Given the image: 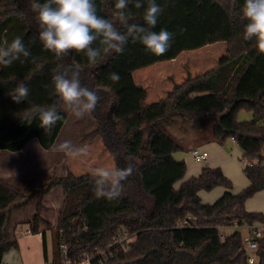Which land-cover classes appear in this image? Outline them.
Returning <instances> with one entry per match:
<instances>
[{"label":"trees","instance_id":"obj_1","mask_svg":"<svg viewBox=\"0 0 264 264\" xmlns=\"http://www.w3.org/2000/svg\"><path fill=\"white\" fill-rule=\"evenodd\" d=\"M43 2V0H36ZM116 0H96L97 12L115 19ZM142 7L129 5L130 23L144 25ZM164 11L153 31L173 33L169 50L162 56L148 53L139 42L131 40L122 54L107 53L97 64L88 62L84 53L72 52L57 57L43 48L39 40L30 0H0V44L19 36L30 51L11 66L0 65V153H15L31 140L41 149H52L67 120L62 119L51 134L39 127V120L28 123L26 113L33 105L49 107L58 97L53 92L52 77L65 66L78 68L82 86L100 97L90 115L95 122V136L113 158L115 168L134 166V174L123 182L122 195L114 200L98 198L91 175L63 178L43 177L24 180L20 187L0 179V264L18 242L10 228L11 212L25 208L38 199L30 221L37 233L41 199L54 187L61 186L69 205L60 213L58 227L75 228L83 220L87 231L70 248L69 256L104 250L120 229L135 234L130 251L112 249L113 258L104 264H248L242 246V234L234 231L221 240V228L232 223L251 225L264 222V215L247 212L245 202L264 190V54L254 41L243 39L246 23L240 18L244 0H156ZM123 32L125 29L122 27ZM224 42L228 59L192 79L176 85L167 96L148 106L133 108V73L156 63L175 60L184 51ZM96 45H94L95 47ZM120 76L110 80V73ZM19 82L29 88L26 101L15 103L9 93ZM59 108V105H57ZM250 111L252 121L239 122V110ZM188 118L200 123L211 122L210 142L221 145L230 138L242 152L248 185L232 192L231 181L219 167H204L197 176L183 180L185 163L173 154L182 147L161 126L173 118ZM223 187V194L213 203L201 202L198 193ZM187 217L196 227L178 229L175 224ZM256 262L264 264V231L257 239ZM56 255V247L53 252Z\"/></svg>","mask_w":264,"mask_h":264},{"label":"clouds","instance_id":"obj_2","mask_svg":"<svg viewBox=\"0 0 264 264\" xmlns=\"http://www.w3.org/2000/svg\"><path fill=\"white\" fill-rule=\"evenodd\" d=\"M130 4L136 9L143 6L141 0H116L115 19L99 15L96 0H43L42 3L30 0L29 7L34 14L43 48L57 57H66L72 52L84 53L88 62L96 65L102 54H122L130 40L142 44L150 54L164 55L171 46L174 34L166 29L158 32L152 30L164 9L156 0H147V8L143 13L146 26H142L130 23ZM240 18L246 21L243 39L254 41L256 50L264 54V0H244ZM121 27L125 31L122 32ZM29 56L30 51L19 36L10 43L5 39L0 44V65L11 66L21 57ZM109 78L113 82L120 80L119 74L115 72L110 73ZM52 84L53 92L58 97L57 102L49 107H30L25 116L28 123L38 118L39 127L51 134L52 128L62 119L61 109L68 111L77 120L95 111L100 97L95 91L82 86L78 68L65 66L62 71L53 75ZM9 95L15 103L26 101L29 88L25 83L19 82ZM52 150L74 160L89 154L87 144L77 147L71 141L53 145ZM134 171L132 163L123 168L94 167L90 175L95 195L107 200L119 198L123 192V182Z\"/></svg>","mask_w":264,"mask_h":264},{"label":"rangeland","instance_id":"obj_3","mask_svg":"<svg viewBox=\"0 0 264 264\" xmlns=\"http://www.w3.org/2000/svg\"><path fill=\"white\" fill-rule=\"evenodd\" d=\"M208 46V48L182 52L175 59V63L165 65L161 68L165 71H170V73L165 74L160 80L167 85L178 84L181 83V81L183 82L186 79H192L203 74L228 59L227 47L224 42ZM212 57H216V59L213 60ZM224 58H226V60ZM136 103L137 101L133 98L132 106L134 107ZM64 111L67 115V120L54 145H58L64 141H71L72 144L77 147L87 144L89 146L88 155L90 156L74 160L65 156L61 152L53 151L54 171L52 174L45 177L58 179L71 174L78 178L84 175H90L91 170L94 167L102 166L114 168V162H112L108 152L102 148L99 138H96L95 136L96 127L91 115L89 114L83 119L77 120L68 111ZM236 119L239 122H248L252 121L254 118L250 111L242 109L237 112ZM211 127V122L200 123L193 119L176 117L170 122L163 124L161 130L171 136L182 147L180 151L173 154V157L175 160L183 161L185 163V179L193 175L197 176L204 167H219L222 172L226 173V177L231 181L232 192L238 193L242 190L243 184L247 181L242 171L244 165H247V163L242 161V152L232 139H226L221 145L211 143L209 141ZM193 148H199L201 151H205L208 155L207 161L200 164L195 163L190 153ZM211 163H215L216 165L212 166ZM42 177V174L39 173L35 179L41 180ZM13 185L20 187L17 183H14ZM224 191L223 187H216L211 191H200L198 196L202 203L211 204L216 201ZM44 197L40 202L39 216L43 214L47 219V225L42 221L39 223L37 230L40 229V227L41 230H50L52 240V234L56 231V226L60 220V213L69 205V203L65 200L64 190L61 186L54 187L45 201L43 200ZM34 199H36L37 202L35 201L32 205L26 207V209L22 211L23 214L30 217L34 216L36 205L38 204V199ZM263 202L255 199L250 205H248V207L246 206V209L260 208ZM234 224L235 223H232L229 227L221 228L223 237L237 231L234 228ZM17 226V229H21L23 226L25 227V225L22 226L21 224H18ZM239 231L241 234L245 235L244 230ZM48 244L50 245L49 238Z\"/></svg>","mask_w":264,"mask_h":264},{"label":"crops","instance_id":"obj_4","mask_svg":"<svg viewBox=\"0 0 264 264\" xmlns=\"http://www.w3.org/2000/svg\"><path fill=\"white\" fill-rule=\"evenodd\" d=\"M208 47L209 46L203 48ZM212 58L213 60L216 59V57ZM224 59L226 60V58ZM173 63H175V60L169 62L156 63L149 67L137 70L133 73V80L135 84V92L133 94V97H135L137 93L138 95H140V93H143V98H139L140 96H138L137 103L133 108H137L138 106L145 107L165 98L167 94L170 93L176 85L180 84L178 83L173 85H167L162 80H160L165 74L170 73V71H165L161 68H163V66L165 65H171ZM99 140L102 144L101 139ZM102 148L104 149L103 144ZM52 153V149L48 151L41 149L36 140L29 141L23 147V149L15 153L2 151L0 153V179L3 182L16 187L15 185H13L14 183H17L20 186L22 181L35 179L37 174L39 173L42 174L43 177L48 176L54 171V161ZM88 156L90 155H87L86 157ZM109 156L113 162V159L110 154ZM211 165L213 166L216 164L211 163ZM113 167L115 168L114 163ZM223 173L226 176V173ZM186 179L183 178V180ZM247 185L248 181L243 184L242 190ZM51 191L46 194L43 199L44 201L51 193ZM255 199L263 202L264 190L256 193L253 197H251L245 202V210L247 212L260 213L264 215V202L262 203V206L260 208H247L248 210L246 209V206L248 207V205H250V203H252V201H254ZM35 201L36 199H33L29 203V205H32ZM24 209H26V207L11 212L10 228L13 229L14 235L18 242V249L11 250L7 254H5L1 264H44L47 259L54 256V233L52 234L51 240L50 230H41L40 227V229H38L39 232L38 230L37 233L32 232L30 227V221L33 219V217L23 214L22 211H24ZM40 216L43 223L46 224L47 219L43 216V214H41ZM18 224H21L22 226L25 225V227L23 226V228L17 229ZM262 224L264 226V222ZM48 238L50 239V245L48 244Z\"/></svg>","mask_w":264,"mask_h":264},{"label":"built area","instance_id":"obj_5","mask_svg":"<svg viewBox=\"0 0 264 264\" xmlns=\"http://www.w3.org/2000/svg\"><path fill=\"white\" fill-rule=\"evenodd\" d=\"M191 156L194 162L204 163L207 161L208 155L205 151H201L199 148H193L191 150ZM263 222L253 223L251 225H239L234 224V228L244 230L245 235L242 234V246L244 251L247 253L248 264H254L256 262V251H257V239L262 238L264 226ZM194 219L187 217L182 221L175 224L178 229L181 228H194L196 226ZM87 223L83 220L75 228L67 224L61 225L57 230L56 236V255L47 259L44 264H104L108 260L113 258L112 249L114 248H125L128 252L130 251V245L134 242L135 234L129 233L127 230L120 229L113 241L104 250H95L90 253H85L78 258L70 257L69 252L73 244H75L79 236L87 231ZM29 233V232H25ZM221 240L224 237L221 236Z\"/></svg>","mask_w":264,"mask_h":264}]
</instances>
